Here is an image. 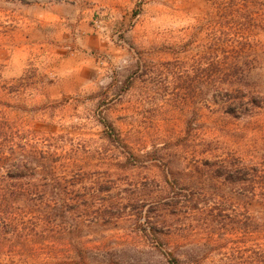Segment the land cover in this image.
I'll return each instance as SVG.
<instances>
[{"label":"rangeland","instance_id":"obj_1","mask_svg":"<svg viewBox=\"0 0 264 264\" xmlns=\"http://www.w3.org/2000/svg\"><path fill=\"white\" fill-rule=\"evenodd\" d=\"M2 124L26 264H264V0H0Z\"/></svg>","mask_w":264,"mask_h":264},{"label":"trees","instance_id":"obj_2","mask_svg":"<svg viewBox=\"0 0 264 264\" xmlns=\"http://www.w3.org/2000/svg\"><path fill=\"white\" fill-rule=\"evenodd\" d=\"M0 138L3 144H0V166L3 167L5 163L9 160L7 155L3 153V147L9 141H12V136L8 131H6L4 125H0ZM12 152L11 154H13ZM28 159L25 162V165H29L31 162L36 161V155H26ZM45 168H49V166L44 164ZM23 168V165H17L16 167H9L10 172H19ZM7 180L10 179H18L20 178L17 174H7ZM10 178V179H9ZM11 181V180H10ZM21 189L18 184L8 185L7 191H0V255H8L10 256L11 262L8 264H26L27 259H38L40 255L35 253V250L32 247V243H28V238L32 237L33 234L27 233L24 236L18 235L21 231L25 230L23 228L21 231L18 229L20 225H22L23 218L27 214L25 212L16 211V203H20L22 200H25L28 197V194H22ZM61 213V214H59ZM31 218L29 219L32 223L31 228L36 227V223L33 220L41 221L44 225L48 226L53 221H61L63 220L62 210L48 208L44 210H36L30 213ZM39 216V217H37ZM60 223V222H59ZM29 229V228H26ZM33 230V229H32ZM38 234V233H36ZM8 239V240H7ZM165 257L168 261V264H181L180 259L173 254L165 253ZM17 259L14 261V259ZM84 264V263H80Z\"/></svg>","mask_w":264,"mask_h":264}]
</instances>
